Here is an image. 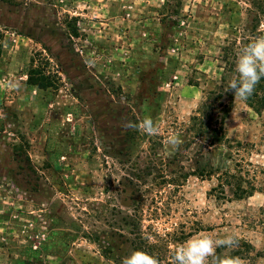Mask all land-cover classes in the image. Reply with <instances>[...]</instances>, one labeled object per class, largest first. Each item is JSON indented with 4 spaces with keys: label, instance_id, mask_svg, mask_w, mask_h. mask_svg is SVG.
Here are the masks:
<instances>
[{
    "label": "rangeland",
    "instance_id": "rangeland-1",
    "mask_svg": "<svg viewBox=\"0 0 264 264\" xmlns=\"http://www.w3.org/2000/svg\"><path fill=\"white\" fill-rule=\"evenodd\" d=\"M248 7L0 0V264H121L133 250L172 264L200 234L238 241L217 257L264 264V111L228 91L234 55L264 35ZM37 54L58 90L27 84ZM224 106L230 142L219 144L209 124ZM145 117L157 134L124 127ZM172 135L180 145L166 153ZM223 173L258 192L236 200Z\"/></svg>",
    "mask_w": 264,
    "mask_h": 264
},
{
    "label": "clouds",
    "instance_id": "clouds-1",
    "mask_svg": "<svg viewBox=\"0 0 264 264\" xmlns=\"http://www.w3.org/2000/svg\"><path fill=\"white\" fill-rule=\"evenodd\" d=\"M235 72L237 75L230 81L228 91H232L235 100L246 101L255 91L257 84L264 79V35L255 37L241 49L235 63ZM124 127L146 135L158 133V127L151 117H145L139 123L129 121ZM179 145V137L172 135L166 141L165 152L175 151ZM236 246L238 241L231 236L214 240L210 236L200 234L175 249L172 264H244L239 257L216 256L217 248ZM121 264H160V262L144 251L133 250L122 258Z\"/></svg>",
    "mask_w": 264,
    "mask_h": 264
},
{
    "label": "trees",
    "instance_id": "trees-1",
    "mask_svg": "<svg viewBox=\"0 0 264 264\" xmlns=\"http://www.w3.org/2000/svg\"><path fill=\"white\" fill-rule=\"evenodd\" d=\"M249 7L246 8L247 13L256 15V19L253 20V22L261 23L264 19V0H247ZM261 21V22H260ZM74 36L77 37V33L74 31ZM235 45V44H234ZM228 48L223 47L222 49V61L225 64H229L228 62ZM234 59L237 60V55H234ZM231 67L234 66V64H230ZM164 70L166 68H163ZM27 84L31 87H34L41 91L46 90H58L59 84H60V77L58 76L57 72L53 70L50 66V62L43 57L41 54H37L32 60H31V67L28 71V77H27ZM216 95L215 92H210L209 96ZM220 97V96H219ZM246 105L258 116H261L262 112L264 111V79H262L256 86L255 91L253 94L245 101ZM226 106L222 108V119H220V123L216 122V126L214 129H210L209 124V133L213 135L212 140L214 143L224 144L229 143L230 141L226 138L225 131H224V119L228 117V112H225ZM210 120V119H209ZM198 117L194 116L191 118V122H197ZM242 144L237 142V146H241ZM225 161H220L219 167L217 169H225ZM212 171H214L212 169ZM216 172V171H215ZM223 178H225L228 186H234V197L236 200H243L245 198L252 197L256 192H258L257 187L251 183L247 182L246 187H243L241 182H237L236 184H233L229 182V178L232 177L229 173H223ZM220 188L224 189L222 186V183L219 185ZM216 189H212V192H214ZM223 198H225L224 193L222 192ZM242 248H245V250H242ZM244 253H251L255 252L253 247L248 243H243V246L239 248ZM262 253H257L256 256L261 257Z\"/></svg>",
    "mask_w": 264,
    "mask_h": 264
}]
</instances>
